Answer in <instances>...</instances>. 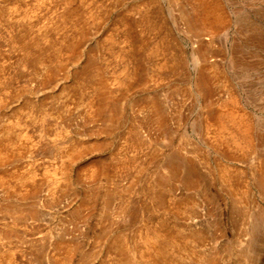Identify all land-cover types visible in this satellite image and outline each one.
I'll return each instance as SVG.
<instances>
[{
    "label": "rangeland",
    "instance_id": "rangeland-1",
    "mask_svg": "<svg viewBox=\"0 0 264 264\" xmlns=\"http://www.w3.org/2000/svg\"><path fill=\"white\" fill-rule=\"evenodd\" d=\"M263 172L264 0H0V264H264Z\"/></svg>",
    "mask_w": 264,
    "mask_h": 264
},
{
    "label": "bare ground",
    "instance_id": "bare-ground-1",
    "mask_svg": "<svg viewBox=\"0 0 264 264\" xmlns=\"http://www.w3.org/2000/svg\"><path fill=\"white\" fill-rule=\"evenodd\" d=\"M202 16L204 19L208 18V13L205 11V9L203 8V13ZM192 20V22H194L195 26H194V30H196L197 32H203L204 28L199 27L195 22L196 19L194 18H190ZM204 81L201 82V84H203ZM96 111V110H95ZM96 113V112H94ZM260 182L262 183V185L264 186V172L260 175Z\"/></svg>",
    "mask_w": 264,
    "mask_h": 264
}]
</instances>
